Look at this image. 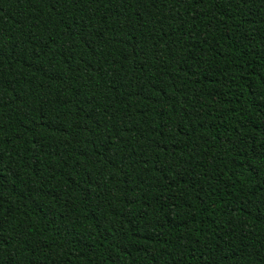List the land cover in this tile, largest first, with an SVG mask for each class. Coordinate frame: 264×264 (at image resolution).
I'll list each match as a JSON object with an SVG mask.
<instances>
[{
	"label": "trees",
	"instance_id": "trees-1",
	"mask_svg": "<svg viewBox=\"0 0 264 264\" xmlns=\"http://www.w3.org/2000/svg\"><path fill=\"white\" fill-rule=\"evenodd\" d=\"M0 264H264V0H0Z\"/></svg>",
	"mask_w": 264,
	"mask_h": 264
}]
</instances>
